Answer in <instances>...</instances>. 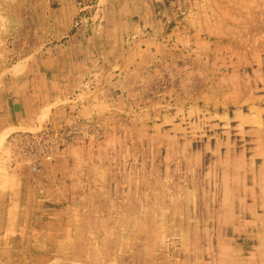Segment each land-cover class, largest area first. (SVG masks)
<instances>
[{
	"label": "rangeland",
	"instance_id": "1",
	"mask_svg": "<svg viewBox=\"0 0 264 264\" xmlns=\"http://www.w3.org/2000/svg\"><path fill=\"white\" fill-rule=\"evenodd\" d=\"M115 10L154 34L151 88L89 114L95 70L47 97L65 68L42 58L80 56ZM258 109L264 0H0V264H264Z\"/></svg>",
	"mask_w": 264,
	"mask_h": 264
},
{
	"label": "crops",
	"instance_id": "2",
	"mask_svg": "<svg viewBox=\"0 0 264 264\" xmlns=\"http://www.w3.org/2000/svg\"><path fill=\"white\" fill-rule=\"evenodd\" d=\"M112 16L111 24L105 28L107 34L96 32L95 37H91L92 44L87 46V49L82 51L80 56L79 54L78 56L69 55L68 50L63 52L62 49L58 51L57 55L42 58L43 62L46 60L56 61L59 68L62 66L65 68V72L59 76L57 81L49 82L45 76H42V82L48 83V91L50 85L58 89L54 94L48 93L47 97L61 96L59 100L61 102L72 91L81 89L82 93L86 92L82 87L81 78L95 70L103 72L106 86L101 89V94L92 96L85 93L87 98L82 103L84 104L83 112L87 111L89 114L95 112L98 104L114 105L115 91L118 92L119 90L122 93L120 98L123 99V97L125 98L124 94L127 98H131L138 96L146 88H151L150 84H146L148 74L158 59L156 51H154L156 44L154 34L145 38L146 36L139 33L141 31L140 23L124 21L121 13L116 10ZM116 74L119 76L117 77ZM45 100L31 104V109L28 107V111L23 112L24 116L21 118L30 120L41 115L46 111L45 108L49 104L47 98ZM55 108L51 110L53 117L71 118V114L66 111L64 106H61V103L58 108ZM258 111L264 112V109H258ZM253 119L260 121L256 115L253 116Z\"/></svg>",
	"mask_w": 264,
	"mask_h": 264
}]
</instances>
